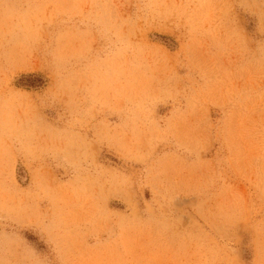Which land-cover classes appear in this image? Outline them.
<instances>
[{
	"label": "rangeland",
	"instance_id": "1",
	"mask_svg": "<svg viewBox=\"0 0 264 264\" xmlns=\"http://www.w3.org/2000/svg\"><path fill=\"white\" fill-rule=\"evenodd\" d=\"M0 264H264V0H0Z\"/></svg>",
	"mask_w": 264,
	"mask_h": 264
}]
</instances>
